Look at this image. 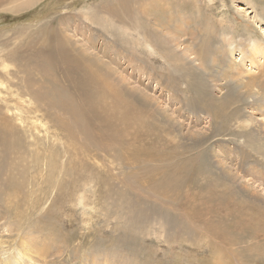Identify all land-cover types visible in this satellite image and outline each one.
<instances>
[{"label": "rangeland", "instance_id": "obj_1", "mask_svg": "<svg viewBox=\"0 0 264 264\" xmlns=\"http://www.w3.org/2000/svg\"><path fill=\"white\" fill-rule=\"evenodd\" d=\"M260 27L264 0H0V264H264Z\"/></svg>", "mask_w": 264, "mask_h": 264}, {"label": "bare ground", "instance_id": "obj_2", "mask_svg": "<svg viewBox=\"0 0 264 264\" xmlns=\"http://www.w3.org/2000/svg\"><path fill=\"white\" fill-rule=\"evenodd\" d=\"M239 10L241 9H244L242 8L241 6L238 7ZM79 12V11H78ZM83 14V13H82ZM81 14V15H82ZM84 15V14H83ZM82 15V16H83ZM89 15L86 13V16ZM91 15V14H90ZM89 17V16H87ZM174 18V17H172ZM178 18V17H177ZM170 19V18H169ZM89 20V19H88ZM212 20V19H211ZM91 21V20H90ZM169 21V20H168ZM171 22V21H170ZM166 25H169L167 24V21L165 23ZM164 24V25H165ZM180 24V23H179ZM136 25V24H135ZM165 25V26H166ZM177 25V24H176ZM175 25V26H176ZM164 26V27H165ZM179 26V25H178ZM183 26V25H182ZM136 26H134L135 28ZM205 27V26H204ZM171 28H173L174 30V27L171 26ZM187 28V27H186ZM137 29V27H136ZM169 30V28H168ZM136 31V30H134ZM137 32V31H136ZM174 32V31H173ZM259 32L261 34H263L264 36V29L262 27L259 28ZM197 33H200L199 32H193V31H190L188 32V38H186V40L188 39H191V40H196L197 39ZM56 36V35H55ZM192 36V37H191ZM173 37V36H172ZM60 39V38H59ZM149 39H146L144 38L142 40V43L145 47H147V50L151 53H155V49L153 48V45L148 42ZM55 41V40H54ZM58 41V40H57ZM140 41V40H139ZM153 41V40H152ZM174 42V39H170L169 43H173ZM195 42L193 43H190V45L192 46V44H195ZM177 44V43H175ZM168 46L170 47V45L168 44ZM189 45H186V48H188ZM257 45H252V48H251V52L252 53H255L257 51V49H260L261 51H263L264 49H261L259 47L256 48ZM50 47V46H49ZM181 47V46H180ZM51 48V47H50ZM62 49V48H61ZM66 49V48H65ZM183 49V48H182ZM190 49V48H189ZM48 50V49H47ZM54 50V49H53ZM187 50V49H186ZM58 51V50H56ZM63 52V51H62ZM61 53V52H60ZM59 53V54H60ZM185 53V52H184ZM38 54V53H37ZM63 54V53H62ZM186 54V53H185ZM62 56V55H61ZM73 56V55H72ZM75 57V56H74ZM60 58V57H59ZM198 58V57H197ZM196 58V59H197ZM46 59V58H45ZM63 59H66L64 61H62L59 65H54V70L57 71V73H59V77L61 76V80L64 81V83L66 84V86L71 90V94L75 97H78L82 100L83 102V106L85 109H88L89 107H87V105L91 104V77H93V75H91V71L88 69V67H85L84 68V71H82L81 68H78L77 64L71 68V60L70 58H68L67 56H65L64 58H61V59H58L56 57H54L52 59V62H59L60 60H63ZM50 62V63H52ZM198 68H200L199 64H197ZM78 68V69H77ZM249 69L251 67H248ZM77 69V70H76ZM81 71V72H79ZM78 72V73H77ZM207 75V74H206ZM95 76V75H94ZM95 79V78H94ZM93 81V80H92ZM250 83V82H248ZM239 84V83H238ZM246 85V84H245ZM104 88V87H103ZM100 89V88H99ZM62 105V104H61ZM9 108V106H7ZM37 108L38 107H33L32 110H36L37 111ZM39 109V108H38ZM9 119V118H8ZM7 119V116L6 114L4 113V111L2 110L1 106H0V182L1 180L5 179L6 177V173L3 174L1 172L3 171H6L7 173L9 172V168H12L13 169V150L15 148V152L18 154V151L17 149L19 148H23L21 146L18 145V141L15 140V137H18V135L16 134L17 132H15L13 129L15 127H13L9 121ZM13 119V118H11ZM122 119V118H121ZM120 119V120H121ZM13 121V120H12ZM22 128V127H21ZM23 131V130H22ZM69 132V131H68ZM31 145V144H30ZM24 149V148H23ZM21 153V152H20ZM26 154L27 152L25 151V153H21L17 156V160L18 161H25L27 160L26 158ZM25 164V163H24ZM23 164V165H24ZM50 164H52V161H50ZM22 166V165H21ZM16 172V171H15ZM21 173V172H20ZM19 174V173H18ZM10 176V175H9ZM8 177V176H7ZM12 178V177H11ZM8 180V178H7ZM6 180V181H7ZM5 181V180H4ZM12 182V181H11ZM4 183V182H3ZM1 188V187H0ZM180 242V241H178ZM174 243V242H172Z\"/></svg>", "mask_w": 264, "mask_h": 264}]
</instances>
